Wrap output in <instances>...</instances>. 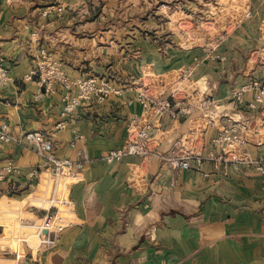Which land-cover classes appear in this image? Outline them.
Returning <instances> with one entry per match:
<instances>
[{
  "label": "crops",
  "instance_id": "obj_1",
  "mask_svg": "<svg viewBox=\"0 0 264 264\" xmlns=\"http://www.w3.org/2000/svg\"><path fill=\"white\" fill-rule=\"evenodd\" d=\"M110 1L122 2L0 0V63L10 73L0 117L13 136L40 130L57 157L87 159L67 191L70 223L50 247L22 221L48 210L53 177L38 153L0 140V170L17 169L0 180V264H264V176L248 162L264 159V95L254 108L257 91L241 103L232 97L251 76L264 80L262 59L252 56L264 44V0H251L244 24L222 40L202 44H184L187 33L171 18L178 11L138 12L139 0L106 8ZM41 50L68 77H103L121 94L63 114L61 85L50 92L24 79ZM140 93L183 100L187 112L159 111ZM132 119L150 125L151 152L107 160L125 146ZM229 120L244 141L222 151L213 139ZM176 151L191 154L188 169L161 157Z\"/></svg>",
  "mask_w": 264,
  "mask_h": 264
},
{
  "label": "built area",
  "instance_id": "obj_2",
  "mask_svg": "<svg viewBox=\"0 0 264 264\" xmlns=\"http://www.w3.org/2000/svg\"><path fill=\"white\" fill-rule=\"evenodd\" d=\"M250 14L249 10L247 11ZM247 14V15H248ZM256 56L262 60H257L261 69L264 71V44L254 52L252 56ZM189 73V71H188ZM25 80L34 81L40 87L53 92L54 84L58 83L62 86L63 98V114H69L83 101L95 100L102 102L111 95H119L122 91V86L115 84L113 81L96 76H80L75 79L68 77L61 69V64L52 60L50 56L41 50L40 57L37 63L31 70L25 74ZM10 80V73L6 66L0 63V91ZM257 91L258 96L253 102L249 103L250 108H254L257 103L263 101L264 95V80L251 76L241 86L232 93V97L237 102L241 103L245 93ZM138 100L143 103L156 104L159 111L166 110L172 112L173 105L179 106L181 113L187 112V106L183 100L174 102V98L152 97L145 93L138 95ZM130 133L126 144L121 149L110 150L105 158L107 160H121L125 156L139 155L146 156L151 152V135L149 132L150 125H140L134 119L129 124ZM235 120H229L228 124L222 126L218 131L217 136L213 139L215 146L225 150L228 145L233 142L240 144L244 140L237 139L234 134L237 133L238 127ZM261 126L264 127V119L261 120ZM64 127L63 121H58L54 128L59 130ZM0 140L2 142L14 141L23 144L31 150L38 153L44 161V165L48 172L52 175L54 185L52 193L45 199L48 210L40 216L38 221L29 222L22 221V226L32 228L35 235L39 237L40 242L47 246H53L56 243L58 235L70 223L69 215L73 200L68 196L67 191L72 182L79 179L82 170L86 164V157L79 153L78 159L59 158L53 151L52 142L44 132L40 130H32L20 132L17 136L10 134L7 123L0 117ZM73 146V142L70 143ZM227 145V146H226ZM168 164L175 169H188L190 167L191 154L188 151H176L168 155H161ZM210 157H213L210 155ZM219 158H222L220 155ZM254 165L255 170L264 176V159L258 161H248ZM17 173V169L11 165L5 166L0 170V180L6 174ZM38 170L32 168L27 172L30 179L37 177ZM46 232V233H44Z\"/></svg>",
  "mask_w": 264,
  "mask_h": 264
},
{
  "label": "rangeland",
  "instance_id": "obj_3",
  "mask_svg": "<svg viewBox=\"0 0 264 264\" xmlns=\"http://www.w3.org/2000/svg\"><path fill=\"white\" fill-rule=\"evenodd\" d=\"M111 4L110 1L105 7L110 9L119 7L120 10L131 7L127 0H122L120 5H115L116 7ZM250 4L251 0H146V2L139 0L135 3V7L131 8H137L140 12L148 7L152 11L151 15H154L157 10L168 11V13L178 11L179 17L173 14L171 18L174 22L176 21L180 30H183V34L187 33V37L184 34L187 39L184 44H189L193 38L198 39L197 42L202 44L206 39L222 40L226 32H231L236 26L244 24L247 6L249 5L248 10L253 8ZM251 16L248 15V19ZM45 205L47 206V203Z\"/></svg>",
  "mask_w": 264,
  "mask_h": 264
},
{
  "label": "water",
  "instance_id": "obj_4",
  "mask_svg": "<svg viewBox=\"0 0 264 264\" xmlns=\"http://www.w3.org/2000/svg\"><path fill=\"white\" fill-rule=\"evenodd\" d=\"M44 233H46V232H44Z\"/></svg>",
  "mask_w": 264,
  "mask_h": 264
}]
</instances>
